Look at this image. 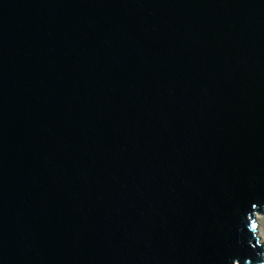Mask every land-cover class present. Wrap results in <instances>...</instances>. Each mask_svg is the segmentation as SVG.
<instances>
[{"label":"water","instance_id":"obj_1","mask_svg":"<svg viewBox=\"0 0 264 264\" xmlns=\"http://www.w3.org/2000/svg\"><path fill=\"white\" fill-rule=\"evenodd\" d=\"M264 0H0V264H264Z\"/></svg>","mask_w":264,"mask_h":264},{"label":"rangeland","instance_id":"obj_2","mask_svg":"<svg viewBox=\"0 0 264 264\" xmlns=\"http://www.w3.org/2000/svg\"><path fill=\"white\" fill-rule=\"evenodd\" d=\"M258 223H259V230H260V236H264V213L258 215Z\"/></svg>","mask_w":264,"mask_h":264},{"label":"bare ground","instance_id":"obj_3","mask_svg":"<svg viewBox=\"0 0 264 264\" xmlns=\"http://www.w3.org/2000/svg\"><path fill=\"white\" fill-rule=\"evenodd\" d=\"M259 214H257V220H258V218H259V216H258ZM259 234H260V230H259ZM261 242L264 244V236L263 237H261Z\"/></svg>","mask_w":264,"mask_h":264}]
</instances>
